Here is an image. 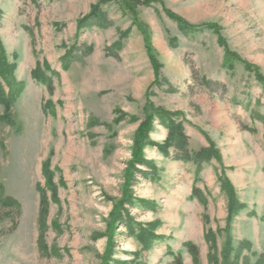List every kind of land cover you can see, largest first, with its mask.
<instances>
[{"label":"rangeland","instance_id":"1","mask_svg":"<svg viewBox=\"0 0 264 264\" xmlns=\"http://www.w3.org/2000/svg\"><path fill=\"white\" fill-rule=\"evenodd\" d=\"M122 2L0 0V101L11 105L5 115L0 102V264H105L108 252V264H170L169 252L182 264H264V0H152L133 4L135 22ZM165 10L217 29L184 36ZM148 102L179 113L187 150L219 160L195 183L193 164L159 151L168 132L154 123L143 152L155 171L135 177L141 203L125 206L155 226L145 249L109 216ZM224 179L242 206L231 222Z\"/></svg>","mask_w":264,"mask_h":264},{"label":"trees","instance_id":"2","mask_svg":"<svg viewBox=\"0 0 264 264\" xmlns=\"http://www.w3.org/2000/svg\"><path fill=\"white\" fill-rule=\"evenodd\" d=\"M150 1L152 0H145L143 3H139L135 0H124L122 2L124 10L128 11L132 14L134 18V22L136 21V13L134 10L133 4H145L149 5ZM157 1V0H153ZM165 14L169 19L174 21L177 24L178 31L184 35L188 36L189 34L197 33L198 31L204 30H213L216 31L217 27L212 25H202L200 27L195 26L189 22H186L182 18L176 16L175 14H171L168 10H165ZM141 32L144 34V31L141 29ZM145 45L148 55L150 56L151 65L153 66L155 79L160 78V68L161 66L157 63L155 54L152 52V47L150 46V40L148 36L145 34ZM222 42V40H220ZM224 54V64L229 67L232 65V61L235 60V56L233 53H230L229 50L225 49ZM246 66L249 65L245 63ZM244 64V65H245ZM248 67V66H247ZM2 74H0L1 76ZM257 81L259 84H262V88L264 89V77L256 76ZM1 96V94H0ZM1 104L4 109V114L8 115L10 110V101L1 99ZM179 113L170 112L164 108L159 109L155 108L152 103L148 102L147 105L144 107V120L140 123L137 129L134 131L133 140H132V147H131V160L127 163V168L125 169L124 173V186L122 192V199L115 203L112 212L109 216L110 224L112 225L113 229L117 224H125L128 232L138 238L139 242L143 245L145 249H150L155 241L159 240L160 238L154 235L153 230L155 229L151 226L149 230L142 229L140 224H135L132 222L130 217L128 216V210L125 206L138 207L137 203H141L140 200L133 199V195L131 192V188L133 183L135 182V177L138 175H145L150 176V173L155 171V169L151 166V163L146 161L144 158L143 150L148 147L149 145H153L149 140L148 134L152 131L154 123H159L161 127L167 130V138L163 142L162 145L158 146L159 151L164 153L165 155H169V150L174 152L173 160L180 161L183 163H190L193 164L195 169V183L200 182L201 178H199L200 173L202 172V163H206L210 161V159L219 160L218 154L214 150H202L200 152H190L187 150V137L184 135V129L181 122L177 121V117ZM261 120L259 116H256ZM142 167L147 169L146 173L141 172L140 168ZM194 186L191 190L192 198L196 199L201 206L206 205V200L200 192L198 188ZM50 189L53 190L55 187L53 185L50 186ZM221 190L227 195L229 201L228 207V216L227 220L230 222L233 218L236 217L242 210V206L237 204V200L235 199L234 192L231 190L230 183L228 180H222ZM41 203L45 206L46 205V197L44 196L43 192L40 194ZM45 208V207H44ZM42 208V209H44ZM112 229V230H113ZM110 238V236H109ZM112 240V239H111ZM112 242V241H111ZM188 252L190 256L195 260L197 257V250L195 247L188 246ZM172 255L173 260L170 264H182V260L177 255H174L172 252H169ZM113 254L109 252L106 254V261L105 264H108Z\"/></svg>","mask_w":264,"mask_h":264}]
</instances>
